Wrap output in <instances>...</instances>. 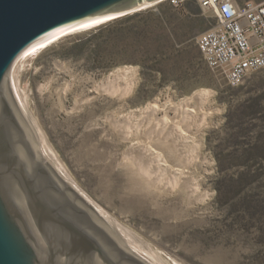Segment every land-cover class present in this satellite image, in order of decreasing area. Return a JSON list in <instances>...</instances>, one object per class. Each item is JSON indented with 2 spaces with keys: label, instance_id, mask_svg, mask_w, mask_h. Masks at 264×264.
I'll return each mask as SVG.
<instances>
[{
  "label": "rangeland",
  "instance_id": "obj_1",
  "mask_svg": "<svg viewBox=\"0 0 264 264\" xmlns=\"http://www.w3.org/2000/svg\"><path fill=\"white\" fill-rule=\"evenodd\" d=\"M143 12L158 13L152 26L161 28L165 43L151 37L132 44L109 34L90 40L89 33L112 21L64 37L30 57L21 82L27 86L31 111L90 199L168 259L183 264H264V70L234 88L208 68L196 40L216 20L196 0L179 9L167 0L125 18ZM139 26L142 30L147 24ZM100 44H109V50L95 54ZM131 58L136 62H122ZM121 66L138 70L130 94L120 79L121 92L115 95L109 87L115 81L111 73ZM200 89L210 92L207 106L217 114L199 137L200 165L193 174L213 195L202 209L174 219L172 210L179 208L175 200L156 204L133 191L120 168L126 146L110 120L151 103L178 102Z\"/></svg>",
  "mask_w": 264,
  "mask_h": 264
},
{
  "label": "water",
  "instance_id": "obj_2",
  "mask_svg": "<svg viewBox=\"0 0 264 264\" xmlns=\"http://www.w3.org/2000/svg\"><path fill=\"white\" fill-rule=\"evenodd\" d=\"M157 2L0 0V264H146L49 165L9 72L32 45L59 30L107 20L90 31Z\"/></svg>",
  "mask_w": 264,
  "mask_h": 264
},
{
  "label": "bare ground",
  "instance_id": "obj_3",
  "mask_svg": "<svg viewBox=\"0 0 264 264\" xmlns=\"http://www.w3.org/2000/svg\"><path fill=\"white\" fill-rule=\"evenodd\" d=\"M154 5L151 3L141 9H148ZM96 22L87 21L59 30L41 39L24 52L9 72L13 95L43 156L68 188L82 196L115 234L135 250L146 264H183L165 257L159 249L129 226L109 216L90 199L76 183L31 111L27 86H23L21 82L26 62L60 39L84 32L107 20ZM77 29L80 30L76 32ZM137 70L136 67L131 66L115 69L111 73L115 81L109 86L112 93L117 95L121 92L120 84H117L121 79L127 82L125 91L130 94L129 91L131 92L133 87L132 78L134 79ZM210 95L209 91L200 89L178 102L171 100L162 105L155 102L140 112L125 115L123 111L124 116L110 118V125L116 131L119 141L126 146L120 168H123V172L125 171L129 176L133 191L154 200L156 204L164 199L175 200L179 208L172 210L174 219L184 218L192 211L202 209L201 206L213 195L209 189L204 188L205 184L202 180L193 174L200 165L202 143L199 137L208 128L210 119L217 114L216 110L207 106ZM193 103L196 105L192 106ZM172 112L174 116L170 115Z\"/></svg>",
  "mask_w": 264,
  "mask_h": 264
},
{
  "label": "built area",
  "instance_id": "obj_4",
  "mask_svg": "<svg viewBox=\"0 0 264 264\" xmlns=\"http://www.w3.org/2000/svg\"><path fill=\"white\" fill-rule=\"evenodd\" d=\"M167 0H162V2ZM179 9L190 0H169ZM216 25L202 33L196 44L210 70L221 73L228 84L240 87L264 70V0H196Z\"/></svg>",
  "mask_w": 264,
  "mask_h": 264
},
{
  "label": "trees",
  "instance_id": "obj_5",
  "mask_svg": "<svg viewBox=\"0 0 264 264\" xmlns=\"http://www.w3.org/2000/svg\"><path fill=\"white\" fill-rule=\"evenodd\" d=\"M158 21V13L153 12H143L138 15H134L129 18H121L118 20H115L110 25H107L105 27H101L91 33L89 35H92L90 37L91 39H95L99 36H103L105 34H109V37H114L116 40H119L120 38L124 37L130 40L132 44L137 42L140 39H147V38H154L161 44L166 42L165 35L161 28L158 26H152L154 22ZM144 22L147 24L145 29L140 28L139 23ZM96 33L95 35H93ZM108 45V46H107ZM109 50V44H100L96 45V49L94 50L95 54H102ZM124 63H135L136 60L129 59V60H123Z\"/></svg>",
  "mask_w": 264,
  "mask_h": 264
},
{
  "label": "snow or ice",
  "instance_id": "obj_6",
  "mask_svg": "<svg viewBox=\"0 0 264 264\" xmlns=\"http://www.w3.org/2000/svg\"><path fill=\"white\" fill-rule=\"evenodd\" d=\"M96 23H99V21H97Z\"/></svg>",
  "mask_w": 264,
  "mask_h": 264
}]
</instances>
